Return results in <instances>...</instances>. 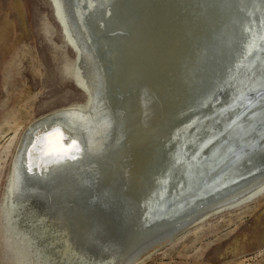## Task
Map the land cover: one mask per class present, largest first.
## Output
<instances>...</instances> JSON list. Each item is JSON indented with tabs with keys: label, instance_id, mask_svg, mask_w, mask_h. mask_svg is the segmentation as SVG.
Listing matches in <instances>:
<instances>
[{
	"label": "bare ground",
	"instance_id": "6f19581e",
	"mask_svg": "<svg viewBox=\"0 0 264 264\" xmlns=\"http://www.w3.org/2000/svg\"><path fill=\"white\" fill-rule=\"evenodd\" d=\"M54 1L77 56L69 72L83 86L77 85L84 96L87 92L88 104L63 107L26 126L13 153L5 207L12 215L27 203L38 202L51 224L68 225L67 245L76 246L75 239L79 240V249L93 253L96 264L144 263L161 248L156 249L155 243L177 226L190 220L193 226L199 225L208 218L199 221L205 211L197 212L202 203L195 195L184 199V193L174 192L167 199L150 202L155 200L151 198L155 181L167 175L162 172L156 178L151 167L163 146L167 150L169 120L180 118L178 110L183 109L176 94L182 85L177 89L176 83L183 80L184 47L178 46L175 55L171 52V60L169 56L154 61L160 59L155 56L158 52L153 55V49L149 50L135 22L119 18L117 0ZM93 23L101 25L96 30L99 47L89 45L87 39V33L93 35ZM49 129L53 131L46 135ZM169 158L163 156L162 164ZM79 170L98 171L96 191L104 197L110 189L130 196V219L125 223L129 234L121 243L107 237L108 226L94 227L91 208L82 204L85 196L90 197L89 182L84 175L73 174ZM102 180L110 184L109 190ZM241 194H245L242 204L264 195V175L220 202ZM111 210L119 222L115 207L108 206L107 211Z\"/></svg>",
	"mask_w": 264,
	"mask_h": 264
},
{
	"label": "water",
	"instance_id": "95a60500",
	"mask_svg": "<svg viewBox=\"0 0 264 264\" xmlns=\"http://www.w3.org/2000/svg\"><path fill=\"white\" fill-rule=\"evenodd\" d=\"M117 1L119 18L135 22L149 50L153 55L158 52L160 59L154 61L169 56L171 60L177 47H184L183 80L176 83L177 89L182 85L176 94L183 109L178 110L180 118L169 120L167 150L163 146L151 167L156 178L162 172L167 175L155 181L151 197L155 200L150 202L174 192L184 193V199L195 195L202 203L197 212L205 211L199 221L242 205L245 194L220 201L264 175V0ZM50 3L61 27L53 0ZM100 26L93 23V35L85 31L89 45L100 46L96 35ZM163 156L170 157L164 164ZM93 193L84 207L101 213L104 223H115L114 213L95 198L97 191ZM194 224L190 220L177 226L154 247L171 243ZM110 233L117 235L115 243L123 241L119 230Z\"/></svg>",
	"mask_w": 264,
	"mask_h": 264
},
{
	"label": "rangeland",
	"instance_id": "374dc122",
	"mask_svg": "<svg viewBox=\"0 0 264 264\" xmlns=\"http://www.w3.org/2000/svg\"><path fill=\"white\" fill-rule=\"evenodd\" d=\"M53 4L62 24L56 1ZM64 32L50 0H0V264L97 262L88 249H79V240H74L78 246L67 245L68 225L51 224L38 202L27 203L12 215L5 207L13 153L26 126L63 107L88 104L87 92L84 96L83 86L69 72L77 56ZM89 173L79 170L73 174L84 175L93 197L100 179L98 171ZM103 182L109 190L110 184ZM99 192L95 198L102 199L107 208L114 206L121 219L104 223L101 213L90 207L94 227L108 226L106 235L111 239L115 235L111 231L129 234L125 225L130 219L128 193L110 189L104 197ZM141 264H264V195L213 214Z\"/></svg>",
	"mask_w": 264,
	"mask_h": 264
},
{
	"label": "snow or ice",
	"instance_id": "6c2138e0",
	"mask_svg": "<svg viewBox=\"0 0 264 264\" xmlns=\"http://www.w3.org/2000/svg\"><path fill=\"white\" fill-rule=\"evenodd\" d=\"M54 135L59 136L60 134L59 133H55ZM57 143H59L58 140H57ZM74 147H75V145H74Z\"/></svg>",
	"mask_w": 264,
	"mask_h": 264
}]
</instances>
